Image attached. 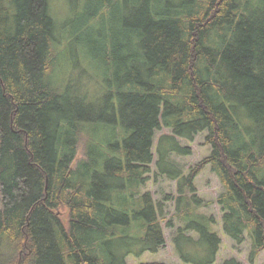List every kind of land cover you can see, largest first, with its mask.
<instances>
[{
    "label": "trees",
    "instance_id": "obj_1",
    "mask_svg": "<svg viewBox=\"0 0 264 264\" xmlns=\"http://www.w3.org/2000/svg\"><path fill=\"white\" fill-rule=\"evenodd\" d=\"M69 2L76 11L82 1ZM85 2L122 4L127 15L125 43L103 44L93 96L59 76L50 0H0V264H128L158 252L164 206L144 187L163 126L173 134L161 137L158 164L178 179L183 263L214 264L223 241L216 217L199 211L211 203L195 184L207 166L223 186V230L237 244L249 235L255 263L264 251V0ZM202 132L211 154L185 175L168 156L191 154L177 137Z\"/></svg>",
    "mask_w": 264,
    "mask_h": 264
},
{
    "label": "rangeland",
    "instance_id": "obj_2",
    "mask_svg": "<svg viewBox=\"0 0 264 264\" xmlns=\"http://www.w3.org/2000/svg\"><path fill=\"white\" fill-rule=\"evenodd\" d=\"M73 11L69 0H50L51 13L54 16L56 28V49L60 54L59 76L64 84L79 85L84 91L93 96L95 85L103 81L106 65L103 63V44L110 47L114 42L125 43L126 33L122 31L127 15L122 4L106 6L102 8L99 2L87 4L86 0ZM122 2V1H121ZM96 13V18L88 26L84 19ZM103 19V20H101ZM122 31L121 33H119ZM110 35V36H109ZM109 36V37H107ZM171 128L163 126L156 132L154 142V159L151 164L152 172L144 187L145 191H151L157 202H162L164 211L161 214L162 227L166 243L156 253L146 251L140 257L131 255L128 264L151 263L154 261L167 264H184L174 244V237L178 233L180 222L174 217L175 198L178 196V179L171 178L160 169L158 161L160 154L158 146L163 135H171ZM207 132L198 134L194 140L177 137L183 146L190 147L191 154L172 152L168 156L175 167L187 175L195 168L197 163L211 154V146L206 143ZM85 142L82 140L78 148L77 160L84 157ZM195 184L198 195L205 201H210L208 206H202L199 211L212 214L217 219L214 230L222 238L221 249L214 264H222L226 259L236 258L242 264H264V251L260 253L255 263L249 260L251 239L246 234L242 244L234 242L223 230L222 209L217 202L218 196L223 191V186L217 174L210 166L205 167L196 177ZM62 218L68 225L69 209L62 207ZM169 221H174V226H168Z\"/></svg>",
    "mask_w": 264,
    "mask_h": 264
}]
</instances>
